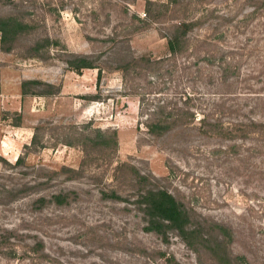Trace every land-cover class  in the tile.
I'll return each instance as SVG.
<instances>
[{
    "label": "rangeland",
    "instance_id": "rangeland-1",
    "mask_svg": "<svg viewBox=\"0 0 264 264\" xmlns=\"http://www.w3.org/2000/svg\"><path fill=\"white\" fill-rule=\"evenodd\" d=\"M8 16L27 28L0 42V264H214L174 231L143 230L135 172L204 230L228 224L229 253L264 264V135L144 126L156 99L172 105L181 91L203 95L193 108L242 106L224 120H264V0H0ZM188 21L196 41L162 65L173 75L122 78L131 57H165V37ZM228 51L238 74L222 82L205 56ZM80 56L92 66L74 69ZM111 189L120 197L101 195Z\"/></svg>",
    "mask_w": 264,
    "mask_h": 264
},
{
    "label": "trees",
    "instance_id": "trees-1",
    "mask_svg": "<svg viewBox=\"0 0 264 264\" xmlns=\"http://www.w3.org/2000/svg\"><path fill=\"white\" fill-rule=\"evenodd\" d=\"M192 26V22L179 23L174 25L171 31L167 34L166 44L168 54L162 58L152 59L149 55H139L137 57H131L130 61L118 66L122 73V78L128 76L141 77L144 74L154 75L156 79H159L163 73L173 75L172 71L167 68H163V62L169 58L176 56L179 51V47L190 45L194 38L186 37L185 27ZM27 28V25L22 21H18L12 17H0V42L3 43L6 39L13 40L18 34L23 32ZM188 38V39H187ZM188 40V41H187ZM191 41V42H190ZM215 52V51H214ZM217 53V52H215ZM234 55L232 52L220 53L217 56L211 53H206V64L214 65L217 80L226 81L229 78H234L238 74V64L234 61ZM77 63L73 66L78 70L82 67L92 66L90 62L82 56L76 58ZM174 68V67H172ZM209 70V69H208ZM206 71L208 79H212L211 70ZM100 69H97V77H99ZM197 75L203 76L196 68ZM192 74V73H191ZM23 87V82L21 83ZM181 96L179 102L174 101L172 105L171 99L162 100L156 99L151 107L147 110L146 118L144 119V126L148 133L158 136L166 133L176 125L188 123V127L196 129L200 134L207 137H214L226 141L238 139H245L250 134H263L264 135V120L260 121L252 117H246L244 119H230L224 120L223 115L234 114L237 115L242 106L237 104H225L224 102H215L213 106L204 105L201 100H197L196 108H193L195 97L203 96L197 95L195 91H181L178 93ZM228 94V93H226ZM260 99V97H257ZM264 99V97L262 98ZM177 102V103H176ZM188 102V109L186 104ZM255 107V103L251 108ZM251 112V110H250ZM228 145V144H227ZM226 145V146H227ZM232 147V145H230ZM2 160V159H0ZM21 163V157L17 156L14 165ZM136 193L132 203L135 204L141 214L143 221V230L145 232H152L160 236L162 239L166 237V232L174 231L190 249L197 251L201 248L207 250L212 262L214 264H253V262L246 258L245 255L230 254L228 245L231 242L232 231L228 224L213 223L208 229H203V224L199 215L188 207V210L177 201L169 192L165 189L153 187L145 183L147 177L145 175L136 174ZM140 185V186H139ZM139 186V187H138ZM25 185L21 189L14 190L15 194L24 190ZM103 197L119 198V194L111 189L109 193L102 191ZM56 203L58 199L62 197L61 193L51 195ZM40 196L37 200H42ZM31 251L35 252L40 249L41 243L37 241L33 245Z\"/></svg>",
    "mask_w": 264,
    "mask_h": 264
}]
</instances>
